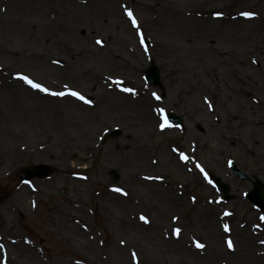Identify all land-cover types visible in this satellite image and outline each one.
I'll use <instances>...</instances> for the list:
<instances>
[{
    "label": "rangeland",
    "instance_id": "rangeland-1",
    "mask_svg": "<svg viewBox=\"0 0 264 264\" xmlns=\"http://www.w3.org/2000/svg\"><path fill=\"white\" fill-rule=\"evenodd\" d=\"M88 1L0 19V264H264L251 184L228 166L264 182V0H126L137 27L119 1ZM159 108L181 125L161 131ZM35 163L55 172L20 182Z\"/></svg>",
    "mask_w": 264,
    "mask_h": 264
},
{
    "label": "water",
    "instance_id": "water-1",
    "mask_svg": "<svg viewBox=\"0 0 264 264\" xmlns=\"http://www.w3.org/2000/svg\"><path fill=\"white\" fill-rule=\"evenodd\" d=\"M145 78L149 84L161 87L159 70L154 65V63H152L148 68H146ZM167 117L171 121L181 122L180 117L176 116L173 113H168ZM232 166L234 172L237 174V176L240 179L248 178L244 173L238 170V168H236L235 165ZM52 172H53V168L50 165L39 163L33 166L24 167L19 174V178L21 180H29L33 177H47ZM113 175L115 178L117 177V174L114 172ZM212 180L216 184L217 188L225 193V199L230 198L229 195H227V192L229 190L228 185L223 183L218 177H212ZM252 185L253 188L250 191H248L247 197L249 198L250 201L254 203L256 207H258L260 210L264 212V183L261 182L258 178H255L252 181Z\"/></svg>",
    "mask_w": 264,
    "mask_h": 264
},
{
    "label": "snow or ice",
    "instance_id": "snow-or-ice-1",
    "mask_svg": "<svg viewBox=\"0 0 264 264\" xmlns=\"http://www.w3.org/2000/svg\"><path fill=\"white\" fill-rule=\"evenodd\" d=\"M125 13H126V15L131 19L133 27H137V20H136V18L134 17L132 10L126 8V9H125ZM214 15H216L217 17H219V16L222 15V13L217 12V13H214ZM241 15L244 16V17H253V16L256 15V13H254V12H243V13H241ZM143 42H144L143 39H141V43H143ZM97 43L100 44V43H102V41L97 40ZM17 78L20 79V80H22V81H23L25 84H27L28 86H30V88L35 89V90H37V91H39V92H42V93L48 94V95H52V96H61V97L65 96V95H71V96H73V97H76V98L79 99V100H85V97H84L83 95H81V94H80L79 92H77V91H73V90L69 89V88H68V85H65V86H64L65 89H66V91H59V92H56V91H51V90H50L48 87H46L43 83L36 82L34 79L30 78L28 75H24V74H21V73H17ZM122 90L125 91V92H132V93L135 92V90L132 89V88H124V89H122ZM152 95H153L156 99H160V97L157 96L156 93H153ZM85 102H87V103H91V101H87V100H85ZM156 111H157L158 113L161 114V118H162L163 122L159 124V127H160V130L163 131L166 127L170 126V125L168 124L167 118H166V116H165V114H164V113H165V110H164L163 108H159V109H156ZM180 159L186 161V160H188V156H186L183 152H181V153H180ZM196 167L199 168V170H200L202 173H204V175H205V179H207V178H208V177H207V173L204 172V169H203L199 164H197ZM209 183H211V180H209ZM113 190L116 191V192H121V193H123V189H120V188H114ZM124 194H126V193H124ZM193 199H195V198H193ZM225 215H227V213H225ZM140 218H141V220H143L145 223L148 222L147 219H146V217H145L144 215H141ZM260 219H261V220H264V215H262V216L260 217ZM223 227H224V230H225L226 232L229 231V226H228L227 224L223 225ZM180 231H181V230H180L179 228L175 229V233H176L177 235H179ZM121 243H124V241H121ZM226 243H227V247H228L230 250H234V243H233V241H232L231 239L227 240ZM262 243H264V241H262ZM2 247H3V245H0V248H2ZM196 247H198V248H204L205 245H203L202 243H199V242H198V243L196 244ZM135 256H136V254L133 253V258H135Z\"/></svg>",
    "mask_w": 264,
    "mask_h": 264
},
{
    "label": "bare ground",
    "instance_id": "bare-ground-1",
    "mask_svg": "<svg viewBox=\"0 0 264 264\" xmlns=\"http://www.w3.org/2000/svg\"><path fill=\"white\" fill-rule=\"evenodd\" d=\"M80 1H87V0H80ZM93 1H103V0H93ZM120 3L121 8L123 9V11H125L126 8L129 9L126 0H117ZM88 2H92V1H88ZM95 2H93L94 4ZM35 7L37 9L38 12L42 13L44 11L43 7H44V0H0V19L5 20V19H11V20H18L21 14H28V13H33L36 12ZM97 40L102 41V43L98 44ZM96 41V43L98 44L97 46H106V42L104 41V39L98 38ZM117 40V38H112L111 42H115ZM2 86H10V83H1ZM120 86V87H119ZM117 85L116 84V92L120 91L122 92L123 95L125 91H123L122 89H124V87L122 85ZM20 88H22V90L26 91V89H28L26 86L21 85L20 84ZM110 88V85H109ZM126 93V92H125ZM114 95H116V93H114ZM70 101H72L69 98ZM123 101V100H122ZM186 156H188L187 152H183Z\"/></svg>",
    "mask_w": 264,
    "mask_h": 264
}]
</instances>
